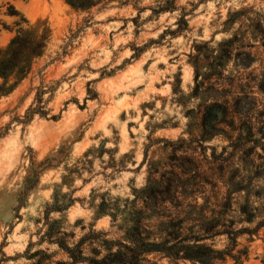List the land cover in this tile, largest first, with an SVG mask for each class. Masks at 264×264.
Returning <instances> with one entry per match:
<instances>
[{
  "label": "rangeland",
  "instance_id": "1",
  "mask_svg": "<svg viewBox=\"0 0 264 264\" xmlns=\"http://www.w3.org/2000/svg\"><path fill=\"white\" fill-rule=\"evenodd\" d=\"M20 27L47 43L0 79V264L99 258L138 217L160 240L170 217L155 201L235 228L264 220V0H0L1 53ZM239 242L243 264H263L261 238Z\"/></svg>",
  "mask_w": 264,
  "mask_h": 264
},
{
  "label": "trees",
  "instance_id": "2",
  "mask_svg": "<svg viewBox=\"0 0 264 264\" xmlns=\"http://www.w3.org/2000/svg\"><path fill=\"white\" fill-rule=\"evenodd\" d=\"M101 1L103 0H68V4L77 10H88ZM171 8H173V2L170 1L162 9ZM8 14L20 17L15 22L16 25L27 22L24 15L12 4L9 5ZM46 43V32L37 34L20 27L18 34L12 39L8 49L4 53L0 51V79L6 81L13 74L21 76L28 73L33 60L41 55ZM227 110L226 107L225 112ZM35 113L43 116L47 115V111L42 107L28 110V116ZM246 127L248 129L246 132L247 134L249 133L248 137L255 134L252 123L250 125L247 124ZM242 128L244 129V127ZM240 135H243V133H240ZM240 139L245 140L247 138L241 137ZM175 201L178 202V199H175ZM229 205L231 203L228 201L226 208ZM174 206L177 207L180 204ZM153 207L159 208L158 215L165 218L170 217L160 224L162 228L160 231L166 233L164 238L160 240L153 238L154 233L146 225L142 224V217H138L136 224L127 235V241L110 244L105 255L99 258L87 257L83 255L82 249L78 248V255H71V261L60 264H80L85 262L88 264H157L147 258V254L154 252L171 258L174 264H179L183 261H192L199 264H227L229 260H234V264H243L249 257L250 247L245 246L239 249V237L247 236V240L250 243L258 238H261L264 242V231L260 233V230L264 227V220L259 221L254 227L242 226L235 228V221L224 219L223 211L221 216L209 219L204 210L199 212L198 217H195L192 211H184L183 209H177L175 212L168 214V209L156 205V201ZM246 208L247 206H243V212H247ZM137 212L141 214V211ZM173 213L177 215L171 217ZM249 214L250 219L248 221L251 222L255 215ZM188 222L191 223V226L185 230V224ZM219 226H222V229H217ZM196 227L199 228L197 231L195 230ZM217 235H226L229 240L228 244L222 249L206 243L207 239H213ZM114 246H116L115 249ZM261 262L264 264V252L261 256Z\"/></svg>",
  "mask_w": 264,
  "mask_h": 264
}]
</instances>
